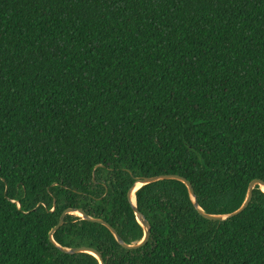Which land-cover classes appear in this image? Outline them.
<instances>
[{
	"label": "trees",
	"instance_id": "16d2710c",
	"mask_svg": "<svg viewBox=\"0 0 264 264\" xmlns=\"http://www.w3.org/2000/svg\"><path fill=\"white\" fill-rule=\"evenodd\" d=\"M264 0H0V264H264Z\"/></svg>",
	"mask_w": 264,
	"mask_h": 264
},
{
	"label": "water",
	"instance_id": "95a60500",
	"mask_svg": "<svg viewBox=\"0 0 264 264\" xmlns=\"http://www.w3.org/2000/svg\"><path fill=\"white\" fill-rule=\"evenodd\" d=\"M168 178H174V179H178V180L182 181L185 184V186L187 188V191H188L190 197L193 200V204L198 209V211L202 215H204L205 217L213 218V219H225V218H227L229 216H232V215H235V214L239 213L240 211H242L244 209V207L249 202L253 187L255 185H259L260 188L262 189V186H264V182L262 180H260V179L255 178V179L250 180L248 182V184H247L245 197H244V199H243V201H242V203L240 204L239 207H237L236 209H234L233 211L228 212V213L213 214V213L204 212L197 205V202H196V200L194 198V192H193V188L191 186V183L186 178H184L183 176L178 175V174H174V173H164V174H157V175H152V176L141 177V178L135 180V182L130 186V188L128 189V192H127V198L129 200L132 208H133V211H134V213L136 215V219L138 220V222L140 223V225L143 228V235H142V238L139 241L134 242V243H126V242H124L120 238V236L116 233L115 229L112 226H110L106 221H104L101 218H95V217L88 216L81 208H65V209H63L61 211L57 223L50 229V231L48 233V236H49L50 240L53 241L52 233L63 222V218H64L65 214L66 213H74V214H76L75 212H78L77 215L81 216L82 218H87V219H90V220L101 222L104 225H106L109 228V230L113 233L115 239L122 246L127 247V248H135V247H138V246L142 245L143 243L146 242V240L149 237L150 227H149V223H148L147 219L145 217H143V215L136 208L135 200L132 201L130 195H131L132 191L136 190L142 184H145V183H148V182H151V181H155V180H158V179H168ZM136 183H139V185L135 189ZM262 190L264 191V189H262ZM59 247L61 248V250L69 252V253L81 252V251L82 252L91 253L92 255H94L97 258V260L99 261V264H103V260H102V258L100 256V254L98 253V251L96 249H94L92 247H88V246H75V247H68V248L63 247V246H59Z\"/></svg>",
	"mask_w": 264,
	"mask_h": 264
},
{
	"label": "bare ground",
	"instance_id": "6f19581e",
	"mask_svg": "<svg viewBox=\"0 0 264 264\" xmlns=\"http://www.w3.org/2000/svg\"><path fill=\"white\" fill-rule=\"evenodd\" d=\"M139 183H136L135 189L138 187ZM262 189H264V186H262ZM135 190L132 191L131 193V200L134 201L135 200V194H134ZM76 214H78V212H75Z\"/></svg>",
	"mask_w": 264,
	"mask_h": 264
}]
</instances>
